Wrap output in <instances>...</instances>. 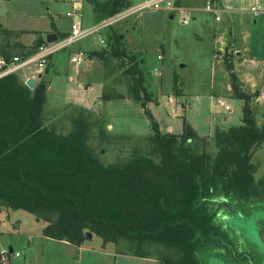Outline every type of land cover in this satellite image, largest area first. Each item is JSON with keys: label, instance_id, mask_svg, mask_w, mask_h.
<instances>
[{"label": "trees", "instance_id": "trees-1", "mask_svg": "<svg viewBox=\"0 0 264 264\" xmlns=\"http://www.w3.org/2000/svg\"><path fill=\"white\" fill-rule=\"evenodd\" d=\"M90 2L97 24L131 7L129 0ZM110 29L104 45L89 56L127 60L132 80L127 95L145 108L153 94L144 83L142 60L123 47L122 35H113ZM13 34L0 30L4 38ZM42 43L39 38L30 46L15 45L25 55ZM0 54L10 56L3 47ZM225 63L230 96L242 102L239 124L216 127L208 139L198 136L185 120L180 134L161 133L151 121L148 143L158 162L139 152L125 164L108 165L86 144L88 125L81 113L72 119L73 129L66 135L43 124L48 85L44 78L29 88L17 73L1 76L0 207L22 209L43 220L42 234L47 238L79 246L89 232L103 243L124 247L121 254L155 258L158 264H202L198 254L203 248L225 260L241 258L233 228L219 210L236 213L235 203L255 204L249 160L252 149L264 142V122L258 125L254 117L257 91L244 90L231 64ZM116 97L102 95L104 100ZM211 140L214 155L198 151L197 144L205 147Z\"/></svg>", "mask_w": 264, "mask_h": 264}, {"label": "rangeland", "instance_id": "rangeland-1", "mask_svg": "<svg viewBox=\"0 0 264 264\" xmlns=\"http://www.w3.org/2000/svg\"><path fill=\"white\" fill-rule=\"evenodd\" d=\"M8 1L17 10H26L29 14L25 19L16 20L20 28L52 31L54 23L57 27L54 32L57 34L70 31V23L64 15L72 7L62 0ZM143 1L132 0L131 5L136 7ZM183 6L197 7L200 10L203 5L200 0H181V7ZM193 13L195 12L192 11L191 14ZM182 14L176 13L170 20L168 14L164 17L163 13L145 12L137 18L115 23L110 29L113 35H122L123 47L138 60H142L140 68L144 74L145 86L154 95L145 108L127 95L128 84L132 81L127 72V60L107 57L101 62L102 68L99 61L95 60L79 66L75 73L70 57L78 51L74 49V44L51 58L53 64L49 65L45 76L50 86L42 110L43 124L66 135L73 129L72 119L81 113L88 125L86 144L103 165L125 164L139 152L158 162V157L153 152L156 150L148 143V136L153 131L151 121L161 133L169 131L180 134L185 120L200 137H210L216 127L237 125L241 100L226 96L220 90L227 78L226 71L221 66L232 55L229 43L234 35L229 38L228 33H225V40H212L213 35L206 29L205 34L209 37L204 36L206 38L199 41L192 35L199 23L187 16L189 26L180 25ZM82 16L83 28H86L91 22V11L87 3L82 9ZM205 19L208 26L212 25V16L210 18L206 15ZM254 20L256 23L249 26V54L264 55V17ZM238 29L240 28L233 27L231 33H237ZM197 31L201 35L200 29ZM222 31L224 29L221 27L216 32ZM106 33L107 30L102 38ZM97 48L101 46L98 45ZM210 51L214 55L213 62ZM10 54L12 55L11 52ZM242 70L251 77L257 88V95L264 100V64L245 65ZM69 76H74L76 81L90 82L92 90L87 100L91 103L96 98L98 103L94 101L84 110L70 104L62 105L66 101L72 102L80 98V93L70 89L75 86L69 82ZM211 93L221 96L217 98ZM102 95H118L123 98L104 100ZM168 97H172V103L168 102ZM218 99L227 104L230 112L217 102ZM254 117L258 125L263 123L264 108L257 105ZM168 127L170 128L167 129ZM196 148L199 152L205 150L211 155L216 151L212 140L207 141L205 147L200 142ZM249 161L253 167L251 194L255 204L248 207L235 203L236 213L225 212L222 207L219 210L221 214L227 215V222L235 229V233H232L234 242L239 243V253L247 254L250 253L246 248L251 246L254 239L260 243L257 249L264 250L255 233V220L264 214V142L252 149ZM45 225L43 220H37L25 210L0 207V252L6 251L11 245L13 251L19 253L18 257L7 264H158L155 258L122 255L119 250L126 252L124 247L112 242L103 243L94 234H91V238L84 239L79 248L59 240L44 239L41 234ZM198 255L202 264H248V257L243 262L231 256L225 260L218 252L207 248L201 249ZM0 264H3L1 259Z\"/></svg>", "mask_w": 264, "mask_h": 264}, {"label": "crops", "instance_id": "crops-1", "mask_svg": "<svg viewBox=\"0 0 264 264\" xmlns=\"http://www.w3.org/2000/svg\"><path fill=\"white\" fill-rule=\"evenodd\" d=\"M90 1L104 2L106 0H79V4L77 5V7H79L81 9V13H82V9L85 7L86 3L90 7L91 22H89L90 25L86 28L95 26L97 24L95 22V15L93 12L94 9L92 8V4ZM129 1H130V6L132 7V5H131L132 0H129ZM208 2H209V0L201 1L203 6H202V9H200V10L197 7H184V6L182 7V8L187 9L188 16L193 21H197L199 23L197 29L192 32L193 37L198 39L199 41H201V39L209 37V36H206V34H205L206 29H208L209 32L211 33V35H213V37L211 36L212 40H213V38H216L217 40L220 38H223L225 40V38H224L225 33H228L227 36H229V38L232 37V35H234V37L231 38V42L229 43V45L232 46L229 48L231 51L230 53H232V55L230 56V58L228 57V60H227L228 63L231 64V72L234 73L238 82L240 83L241 87L244 90H248V91L256 90L257 91V88L254 86V82L252 81L251 77L249 75H247V73L243 72L242 68L245 65L264 64V55H250L249 54V46L251 43L249 26H250V24L253 25L256 23V20H254V19H257L258 17H260V18L264 17V0H219L218 4L216 3V5L219 7V9L221 11L219 23L217 21H215V17L213 15H211L210 13L207 14L206 4ZM66 4H68V3H66ZM68 5L71 6L70 4H68ZM178 5L181 7V0H180ZM250 8H253L254 11L250 12ZM261 8H262V10H261ZM192 11H194L195 13L191 14ZM206 15H209L210 18L212 16L213 22H212V25H210V26H208V23L205 21ZM28 16H29V14L26 12V10H21V11L17 10L14 6L11 5V3L8 0H0V30L11 31L14 33L13 35L9 36L8 38H4L2 35H0V49L3 47V49L11 52L12 55L19 54V51H20L19 45L16 46L15 44L30 46L31 44H33V42H35L39 38H41L43 40V43L47 42L46 41L47 35H57V38H60V37L67 35L69 33V31H68V32H62L60 34H57L56 32H54V30L57 29V27L54 23L52 24L53 25L52 31L51 30H29V29L20 28L19 26H17L16 20H18V19L22 20V19L27 18ZM163 16L165 17L166 15L164 14ZM82 19H83V17H82ZM169 19L171 20L170 17H169ZM83 24H84V22L82 20V27H83ZM221 27H222V29H224V31L217 33ZM233 27L234 28L239 27L240 29H238L237 33H231L233 31ZM110 28H112V26ZM198 29H200L199 32H201V35L197 34ZM103 33H104V31L101 33V35H98V34L91 35V36L86 37V38L80 40L79 42L75 43L76 47L74 49L84 52L87 56V59L85 60V62L78 65V66L75 64L73 65V63H72V65L74 66L75 73H77V68L79 66H82V65H85L88 63L90 64L95 60L99 61L100 67L102 66V64H101L102 61H100L96 57L89 56V52H91L92 50L100 49V48H97L98 47L97 41H98V38L100 36L102 37ZM204 36H206V37H204ZM223 42H225V41H223ZM55 54H53V55H55ZM210 54L212 56V62H213L214 61V55H212L211 51H210ZM0 56H2V55L0 54ZM52 56L50 57V60L47 64V67L44 69V71L37 74L36 76H33L32 73H29L26 76L28 78H33L36 83H37V81H39L40 78H44L46 80L45 76H46V73L48 71V67H49V65L53 64V61L51 59ZM180 67L183 68L184 66L180 65ZM221 68L226 71V74H227L226 77L227 78L225 80L224 86L222 85L220 90L224 91L226 93L225 94L226 96H230V88H229V84H228V71L226 68V64L224 63V66H221ZM54 73L56 74L57 71H54ZM26 76L20 75V78L24 81ZM69 82L74 83L75 87H72L70 89L75 90L78 93H80V98H79V100L72 101V102L66 101V103L62 104V105L70 104V105L80 106L82 108H86V107H90L89 105L94 103V101H95V103H98V100H96V98L93 99L92 100L93 102H91V103L89 102V100H87V97H88L90 91L92 90V85L90 82L78 81V80L76 81L74 76H69ZM102 84H103V81H101V89L103 86ZM49 86L50 85L48 84L47 90H46V95L48 94ZM101 89H100V92H101ZM211 94H213V96L217 97V98H219L218 96H221L218 93H215L217 95H215L214 93H211ZM225 95H223V96H225ZM258 95L255 97L253 104L255 107L258 105V106L264 108V100H262ZM99 97H100V95H99ZM153 98H154V95H153ZM169 99H171V101H169ZM168 102H171V103L173 102L172 97H168ZM217 102L220 105L223 104L224 108H225V106H227V104H224V102L220 99H218ZM240 107H241V105H240ZM227 111L230 112L229 107H228ZM223 119L225 120V117ZM239 123H240V116H239ZM227 127H218V128H227ZM169 128L170 127H168L167 129H169ZM166 132H169V131H166ZM176 134H179V133H176ZM212 135H213V133H212ZM212 135L210 137H207V136H204V137L210 139L212 137ZM41 235L44 239H47V240L50 239V238L43 236V234H41ZM50 240L53 241V239H50ZM62 242H65V241H62ZM65 243H67V242H65ZM67 244H69V243H67ZM80 246L81 245L75 246V247L79 248ZM9 247H11V245H9ZM122 255H126V254H122Z\"/></svg>", "mask_w": 264, "mask_h": 264}, {"label": "built area", "instance_id": "built-area-1", "mask_svg": "<svg viewBox=\"0 0 264 264\" xmlns=\"http://www.w3.org/2000/svg\"><path fill=\"white\" fill-rule=\"evenodd\" d=\"M65 3H68L72 6L71 10L65 13V18L68 19L70 25V31L67 35H64L60 38H57L52 42H44L40 44L33 52L29 54H14L10 55L9 58L0 56V77L9 73H17L23 76H26L29 73H32L33 76L41 73L47 66L50 57L59 52L70 49L72 45L79 42L80 40L89 37L91 35H101V33L115 23L126 21L130 18H137L142 13H163L171 15L172 17L176 13H183L180 19V25L186 26L189 21L187 19L188 14L187 9L180 7L176 4V0H144L136 7H129L119 12L118 14L107 18L95 26L89 28L82 27V13L81 9L77 7L79 0H62ZM254 9L250 8V12H253ZM206 12L210 13L215 17V21L220 20L221 11L216 4L208 2L206 4ZM98 45H104V38L101 36L98 38ZM71 62L75 65H80L85 62L87 56L82 51H76L71 54ZM160 58V56H158ZM27 76L24 80V83L27 80ZM29 79V78H28ZM171 101V99H169ZM225 109L228 110V106H225ZM7 251V252H6ZM6 251L0 252V259L3 264L10 263L11 259L19 256L18 252L12 251V253Z\"/></svg>", "mask_w": 264, "mask_h": 264}, {"label": "flooded vegetation", "instance_id": "flooded-vegetation-1", "mask_svg": "<svg viewBox=\"0 0 264 264\" xmlns=\"http://www.w3.org/2000/svg\"><path fill=\"white\" fill-rule=\"evenodd\" d=\"M255 223H256V227L260 230V233L263 235L264 237V216H260L257 218V220H255ZM235 229H233V232L235 233L234 231ZM240 238V243L242 244V238L239 236ZM251 246L250 247H245L250 254H247L245 252H241L239 253V250H238V246H239V243L236 241V252L240 254V257L241 258H235L237 259V261H241L243 262L244 259H246V257H248V264H264V250L263 251H260L257 249L258 247V244H259V247H260V243L256 242V239H254V241H252L251 243ZM257 245V246H256ZM262 246V245H261ZM244 247V246H243Z\"/></svg>", "mask_w": 264, "mask_h": 264}, {"label": "water", "instance_id": "water-1", "mask_svg": "<svg viewBox=\"0 0 264 264\" xmlns=\"http://www.w3.org/2000/svg\"><path fill=\"white\" fill-rule=\"evenodd\" d=\"M170 18L172 19L173 17L171 16ZM56 39H57V35H47V37H46V41L47 42H52V41H54ZM25 84L29 88H33L34 85L36 84V82H35V80L33 78H29V79L26 80ZM263 216H264V214H263ZM255 231H256L255 233H256V235L258 237L259 242H261L262 246L264 247V237H263V235L260 233V230L258 228H255ZM85 237L86 238H91V233L86 232ZM12 251H13V249L11 247H9L8 248V252L12 253Z\"/></svg>", "mask_w": 264, "mask_h": 264}]
</instances>
